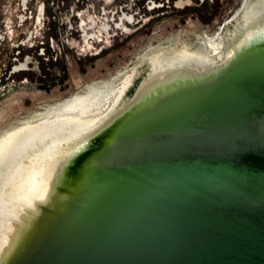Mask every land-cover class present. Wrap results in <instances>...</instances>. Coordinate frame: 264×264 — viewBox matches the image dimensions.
Returning <instances> with one entry per match:
<instances>
[{
  "label": "water",
  "instance_id": "1",
  "mask_svg": "<svg viewBox=\"0 0 264 264\" xmlns=\"http://www.w3.org/2000/svg\"><path fill=\"white\" fill-rule=\"evenodd\" d=\"M0 264H264V0L11 85Z\"/></svg>",
  "mask_w": 264,
  "mask_h": 264
},
{
  "label": "rangeland",
  "instance_id": "2",
  "mask_svg": "<svg viewBox=\"0 0 264 264\" xmlns=\"http://www.w3.org/2000/svg\"><path fill=\"white\" fill-rule=\"evenodd\" d=\"M225 1L0 0V97L11 85L52 81L124 46L157 17L212 16Z\"/></svg>",
  "mask_w": 264,
  "mask_h": 264
},
{
  "label": "flooded vegetation",
  "instance_id": "3",
  "mask_svg": "<svg viewBox=\"0 0 264 264\" xmlns=\"http://www.w3.org/2000/svg\"><path fill=\"white\" fill-rule=\"evenodd\" d=\"M120 22H121V21H120ZM103 29H105V28L103 27L102 30H103ZM86 36H87V35H86ZM91 36H92V35H91ZM87 39H91V37H88V36H87L85 40H87Z\"/></svg>",
  "mask_w": 264,
  "mask_h": 264
},
{
  "label": "bare ground",
  "instance_id": "4",
  "mask_svg": "<svg viewBox=\"0 0 264 264\" xmlns=\"http://www.w3.org/2000/svg\"><path fill=\"white\" fill-rule=\"evenodd\" d=\"M9 28V27H8Z\"/></svg>",
  "mask_w": 264,
  "mask_h": 264
}]
</instances>
